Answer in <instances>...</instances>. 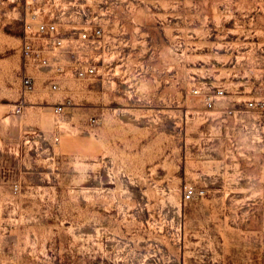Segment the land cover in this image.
I'll list each match as a JSON object with an SVG mask.
<instances>
[{"label":"rangeland","instance_id":"rangeland-1","mask_svg":"<svg viewBox=\"0 0 264 264\" xmlns=\"http://www.w3.org/2000/svg\"><path fill=\"white\" fill-rule=\"evenodd\" d=\"M46 2L98 72L24 94L0 0V264H264V0Z\"/></svg>","mask_w":264,"mask_h":264},{"label":"built area","instance_id":"built-area-1","mask_svg":"<svg viewBox=\"0 0 264 264\" xmlns=\"http://www.w3.org/2000/svg\"><path fill=\"white\" fill-rule=\"evenodd\" d=\"M55 2V0H47L46 3ZM27 14H30L31 20L28 18L25 21V35L21 43V78L23 83L24 94L31 93L35 89L34 78L31 74L33 69L55 68L56 74L60 77H67L69 74L76 76L79 79H87L94 77L97 72V66L91 63L88 59H84L76 53L71 52V64L66 69L65 65L53 62L59 55L63 54L66 49L67 38L64 37L59 28L58 16L54 13L46 15L42 12V0H26ZM103 30L100 27L85 28L80 32L79 40L86 41L92 44L100 42ZM68 51V50H66ZM58 78L50 77V82L54 89H58ZM224 91L220 88L217 90V95H223ZM66 102L59 103L55 106V112L61 114L65 111ZM207 105L212 107V99H208ZM249 106L258 110H264V101L250 102ZM20 108L17 112H20ZM194 188L186 186L185 196L190 198L194 193Z\"/></svg>","mask_w":264,"mask_h":264}]
</instances>
